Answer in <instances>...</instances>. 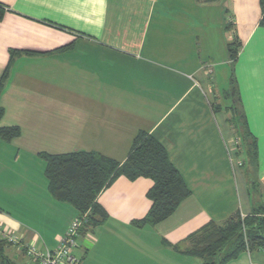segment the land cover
<instances>
[{
	"label": "crops",
	"instance_id": "obj_1",
	"mask_svg": "<svg viewBox=\"0 0 264 264\" xmlns=\"http://www.w3.org/2000/svg\"><path fill=\"white\" fill-rule=\"evenodd\" d=\"M0 9V127L21 130L0 139L1 228L55 250L79 212L51 193L43 155L122 164L141 132L190 194L166 220L142 225L153 181L119 177L97 197L107 218L81 235L82 264H203L187 254L191 236L238 212L264 214L261 0H0ZM226 264H264V251Z\"/></svg>",
	"mask_w": 264,
	"mask_h": 264
},
{
	"label": "trees",
	"instance_id": "obj_2",
	"mask_svg": "<svg viewBox=\"0 0 264 264\" xmlns=\"http://www.w3.org/2000/svg\"><path fill=\"white\" fill-rule=\"evenodd\" d=\"M261 5L264 11V0H261ZM3 15L4 12L0 9V20ZM16 54L12 52V58ZM237 54L238 49L230 45L233 61ZM7 75L8 69L0 81L1 84ZM227 97L236 101L232 109L235 121L238 117L236 108L239 101L235 78L231 81ZM4 114V108L0 106V122ZM20 133L21 130L17 126L0 127V139L6 142L14 140ZM249 146L251 157L256 158V143L253 142ZM43 157L47 161L46 174L53 196L72 204L79 212L78 218L85 217L81 235L83 232L88 233L91 228L107 218V213L96 200L100 192L119 177L132 181L139 178L153 181V187L148 193L152 207L147 217L140 222L142 225H156L166 220L190 194L181 175L171 164L164 147L154 136L145 132L135 138L131 152L122 164L94 152L45 154ZM258 212L259 210L246 218L238 212L223 224L211 223L205 226L190 237L191 247L187 254L202 259L203 264H226L247 249L264 251V217L263 214L257 216ZM0 246V264H12L4 253V249L12 245L0 237Z\"/></svg>",
	"mask_w": 264,
	"mask_h": 264
},
{
	"label": "built area",
	"instance_id": "obj_3",
	"mask_svg": "<svg viewBox=\"0 0 264 264\" xmlns=\"http://www.w3.org/2000/svg\"><path fill=\"white\" fill-rule=\"evenodd\" d=\"M84 223L85 217L77 218L55 250H40L33 244L25 243L17 234L1 227L0 237L8 244L23 250L28 258L26 264H82L81 259L74 252L79 246Z\"/></svg>",
	"mask_w": 264,
	"mask_h": 264
},
{
	"label": "rangeland",
	"instance_id": "obj_4",
	"mask_svg": "<svg viewBox=\"0 0 264 264\" xmlns=\"http://www.w3.org/2000/svg\"><path fill=\"white\" fill-rule=\"evenodd\" d=\"M262 217H264V214L262 215ZM244 227V226H243ZM246 233V230L244 229V234ZM80 241V240H79ZM1 248V246H0ZM4 253L7 257H9V259L11 260L12 258V261L14 262V264H25V263H22L23 262V258L19 259H14L13 256H15V248H12V247H9V248H5L4 249ZM25 262L28 261V259L24 260Z\"/></svg>",
	"mask_w": 264,
	"mask_h": 264
}]
</instances>
